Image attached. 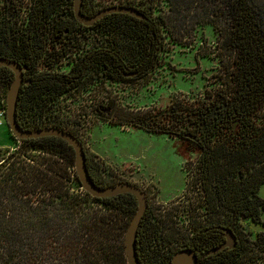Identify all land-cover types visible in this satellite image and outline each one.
I'll return each instance as SVG.
<instances>
[{"label": "trees", "instance_id": "1", "mask_svg": "<svg viewBox=\"0 0 264 264\" xmlns=\"http://www.w3.org/2000/svg\"><path fill=\"white\" fill-rule=\"evenodd\" d=\"M110 5L130 6L140 16L110 11L84 25L69 20L70 0H31L25 22L11 18L9 6L0 10V57L21 67L13 116L21 128L53 126L74 136L51 119L58 97L84 89L94 78L142 76L155 64L164 34L174 41L185 26L204 29L215 62L208 72L211 86L198 98L173 99L166 110L183 127L174 134L198 153L185 181L184 190L193 196L186 206L188 223L159 226L145 200L133 238L140 264H168L178 247L199 241L205 226L236 230L243 220L259 222L264 211V197L255 193L264 182V0H80L79 11L90 14ZM51 13L53 31L74 33L72 67L59 68L61 52L50 59L38 49V25ZM82 65L89 79L71 80V71L81 72ZM11 75L0 65V84L6 87ZM4 97L5 89L1 106ZM108 108L110 101L95 105ZM17 139L19 145L0 156V264H127L122 237L135 206L132 194L98 197L82 189L71 147L59 137ZM82 151L91 181L113 183ZM43 251L49 258H41Z\"/></svg>", "mask_w": 264, "mask_h": 264}, {"label": "rangeland", "instance_id": "2", "mask_svg": "<svg viewBox=\"0 0 264 264\" xmlns=\"http://www.w3.org/2000/svg\"><path fill=\"white\" fill-rule=\"evenodd\" d=\"M184 29L176 32L174 41L165 34L161 37L157 60L142 76L94 78L84 89L58 97L51 109V119L72 130L84 152L102 166L106 181L130 182L141 189L161 227L175 224L183 228L188 223L186 206L193 196L184 190L185 181L198 156L195 148L174 134L183 127L171 121L167 106L173 99L198 98L203 88L211 86L208 72L215 65L207 32ZM198 36L203 38L201 43ZM203 52L209 57L201 56ZM4 89L7 86L0 84V90ZM108 99L110 108L95 109L96 103L104 105ZM18 145L19 139L2 120L0 156ZM255 193L264 197V182ZM259 220L242 223L250 230L264 229L262 210ZM43 256L44 251L41 258H49Z\"/></svg>", "mask_w": 264, "mask_h": 264}, {"label": "water", "instance_id": "3", "mask_svg": "<svg viewBox=\"0 0 264 264\" xmlns=\"http://www.w3.org/2000/svg\"><path fill=\"white\" fill-rule=\"evenodd\" d=\"M79 3L80 0H72V12L74 18L84 25L90 24L102 14L110 11H121L140 16L134 8L124 5H110L99 8L90 14H84L79 11ZM0 65L10 69L12 73L4 97V120L8 129L15 137L26 138L41 135H53L59 137L71 147L73 154V170L82 189L89 194L98 197L113 195L118 192H129L132 194L135 200V206L123 232V255L127 264H140L134 254L133 238L137 222L145 207V197L143 192L138 186L130 182H119L105 186L95 185L86 172L81 144L71 133L53 126H42L37 128L19 127L14 120L13 109L17 88L21 79V67L15 61L4 57H0ZM168 264H194L193 252L186 248L176 249L171 253Z\"/></svg>", "mask_w": 264, "mask_h": 264}, {"label": "flooded vegetation", "instance_id": "4", "mask_svg": "<svg viewBox=\"0 0 264 264\" xmlns=\"http://www.w3.org/2000/svg\"><path fill=\"white\" fill-rule=\"evenodd\" d=\"M70 5L69 20L72 22L74 18L72 0H70ZM54 19L55 14L51 13L46 15L44 20H41L39 23L36 31L38 49H40L41 55H49L50 59L61 52L62 56L59 64L72 67L75 60V55L72 51V36L74 33L73 31L66 30V28L60 32L53 31L52 21ZM45 20H49V23H46ZM25 21L26 19L22 20V22ZM90 35V32L83 35L85 38L83 43H90L87 40V38L90 40ZM87 48H89L88 45ZM123 76L125 79L134 78L133 75H127V73ZM70 77L71 80L74 78L81 80L89 79L87 65L81 66V72L77 71L76 73L75 70L74 72L72 70ZM85 84L87 85L88 81ZM199 234V241L192 246L181 245L177 248L191 250L194 255V264H204L205 262H209V264H218V262H220L219 264H264L263 228L250 230L242 222L236 230L223 225L210 224L202 228ZM202 237H208L209 239L202 240Z\"/></svg>", "mask_w": 264, "mask_h": 264}, {"label": "built area", "instance_id": "5", "mask_svg": "<svg viewBox=\"0 0 264 264\" xmlns=\"http://www.w3.org/2000/svg\"><path fill=\"white\" fill-rule=\"evenodd\" d=\"M29 0H0V10L6 7H10L11 9V18H17L23 20L26 17L27 5ZM4 120V106L0 105V123Z\"/></svg>", "mask_w": 264, "mask_h": 264}, {"label": "crops", "instance_id": "6", "mask_svg": "<svg viewBox=\"0 0 264 264\" xmlns=\"http://www.w3.org/2000/svg\"><path fill=\"white\" fill-rule=\"evenodd\" d=\"M3 144H4V146H5V145H8V142H4Z\"/></svg>", "mask_w": 264, "mask_h": 264}]
</instances>
